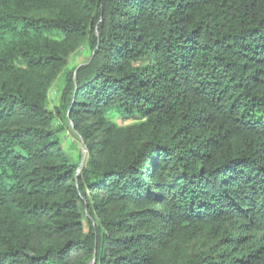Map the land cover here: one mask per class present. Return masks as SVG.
<instances>
[{
  "label": "trees",
  "instance_id": "16d2710c",
  "mask_svg": "<svg viewBox=\"0 0 264 264\" xmlns=\"http://www.w3.org/2000/svg\"><path fill=\"white\" fill-rule=\"evenodd\" d=\"M0 264H264V0H0Z\"/></svg>",
  "mask_w": 264,
  "mask_h": 264
},
{
  "label": "rangeland",
  "instance_id": "374dc122",
  "mask_svg": "<svg viewBox=\"0 0 264 264\" xmlns=\"http://www.w3.org/2000/svg\"><path fill=\"white\" fill-rule=\"evenodd\" d=\"M90 57V50L88 48H82L78 52L72 55L69 67L74 69L82 64H84ZM63 88V78L59 79L55 87L50 92V103L51 107L59 105L61 90ZM120 125L129 124L128 121L117 120ZM62 140L64 146L77 160L81 161V166H84L88 160L87 150L85 149L84 142L79 138L73 131V128H68L62 134Z\"/></svg>",
  "mask_w": 264,
  "mask_h": 264
}]
</instances>
